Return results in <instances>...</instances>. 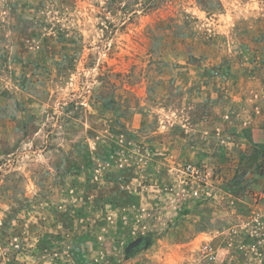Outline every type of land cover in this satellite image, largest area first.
I'll use <instances>...</instances> for the list:
<instances>
[{
    "label": "rangeland",
    "instance_id": "374dc122",
    "mask_svg": "<svg viewBox=\"0 0 264 264\" xmlns=\"http://www.w3.org/2000/svg\"><path fill=\"white\" fill-rule=\"evenodd\" d=\"M263 210L264 0H0V264H264Z\"/></svg>",
    "mask_w": 264,
    "mask_h": 264
},
{
    "label": "built area",
    "instance_id": "2783aa9c",
    "mask_svg": "<svg viewBox=\"0 0 264 264\" xmlns=\"http://www.w3.org/2000/svg\"><path fill=\"white\" fill-rule=\"evenodd\" d=\"M183 176H188L189 178H192L195 180V184H198V188L196 186H193L191 188L192 196L202 197L205 195L209 196V194H206L205 189L200 188V184H206L208 180V176L201 168L194 166V165H187L182 171ZM246 228L249 230V236H256L258 238L264 236V210L259 212H254L251 216V219L249 223L246 225ZM264 238V237H263ZM264 242V240H263ZM205 253L209 252V247H205L204 249Z\"/></svg>",
    "mask_w": 264,
    "mask_h": 264
}]
</instances>
